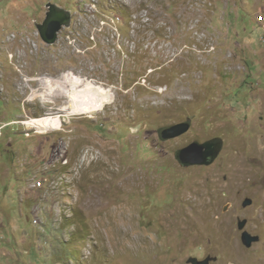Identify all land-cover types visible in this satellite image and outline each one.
<instances>
[{"label":"rangeland","instance_id":"rangeland-1","mask_svg":"<svg viewBox=\"0 0 264 264\" xmlns=\"http://www.w3.org/2000/svg\"><path fill=\"white\" fill-rule=\"evenodd\" d=\"M48 4L71 15L51 46ZM66 76L111 103L65 115ZM0 129V264H264V0H0Z\"/></svg>","mask_w":264,"mask_h":264},{"label":"water","instance_id":"water-1","mask_svg":"<svg viewBox=\"0 0 264 264\" xmlns=\"http://www.w3.org/2000/svg\"><path fill=\"white\" fill-rule=\"evenodd\" d=\"M47 12L44 21L37 25V31L42 42L46 45H53L57 42L58 34L63 28H68L70 25L71 15L57 4H48ZM190 130V123H181L159 131V138L162 141H170L179 138ZM221 141L214 140L204 144L192 143L188 147L180 150L176 154L179 163L184 167L207 166L211 164L221 152ZM252 205V201L246 199L242 207L247 208ZM247 221H238L237 229L241 233L240 240L242 245L251 249L255 244L259 243L258 236L249 234L245 228ZM216 259L207 257L204 260L197 258H189L187 264H211Z\"/></svg>","mask_w":264,"mask_h":264},{"label":"bare ground","instance_id":"bare-ground-1","mask_svg":"<svg viewBox=\"0 0 264 264\" xmlns=\"http://www.w3.org/2000/svg\"><path fill=\"white\" fill-rule=\"evenodd\" d=\"M47 84L51 88H56L66 95L68 99V108L65 115H87L93 112H99L111 100L110 95L102 88L92 83L84 82L75 77L66 76L62 81H48ZM70 87V89H66ZM111 103V102H110ZM60 116L43 117L26 123V126H33L41 130V132L58 130L61 125ZM62 127V126H61ZM37 129V130H38Z\"/></svg>","mask_w":264,"mask_h":264},{"label":"built area","instance_id":"built-area-1","mask_svg":"<svg viewBox=\"0 0 264 264\" xmlns=\"http://www.w3.org/2000/svg\"><path fill=\"white\" fill-rule=\"evenodd\" d=\"M1 130H2V129H0V135H1Z\"/></svg>","mask_w":264,"mask_h":264},{"label":"clouds","instance_id":"clouds-1","mask_svg":"<svg viewBox=\"0 0 264 264\" xmlns=\"http://www.w3.org/2000/svg\"><path fill=\"white\" fill-rule=\"evenodd\" d=\"M2 130H3V129H2ZM2 130H1V131H2Z\"/></svg>","mask_w":264,"mask_h":264}]
</instances>
